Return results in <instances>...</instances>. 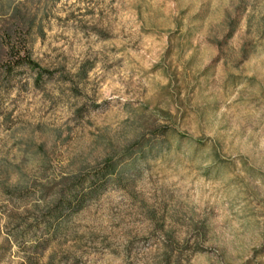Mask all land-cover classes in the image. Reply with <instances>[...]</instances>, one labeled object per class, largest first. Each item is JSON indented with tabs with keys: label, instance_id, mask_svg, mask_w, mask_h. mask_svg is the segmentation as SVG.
Returning a JSON list of instances; mask_svg holds the SVG:
<instances>
[{
	"label": "rangeland",
	"instance_id": "1",
	"mask_svg": "<svg viewBox=\"0 0 264 264\" xmlns=\"http://www.w3.org/2000/svg\"><path fill=\"white\" fill-rule=\"evenodd\" d=\"M0 58V264H264V0H0ZM156 131L169 147L45 227Z\"/></svg>",
	"mask_w": 264,
	"mask_h": 264
},
{
	"label": "trees",
	"instance_id": "2",
	"mask_svg": "<svg viewBox=\"0 0 264 264\" xmlns=\"http://www.w3.org/2000/svg\"><path fill=\"white\" fill-rule=\"evenodd\" d=\"M17 10L12 12L11 20L14 24L6 25L2 28V36L5 41H10L13 35H18L21 40V46L16 50V66L26 67L36 72L35 81L38 82L43 73H48L32 59L30 50L27 48L26 38L29 37L32 29L35 27V18H26V16L17 15ZM231 33L227 39L231 37ZM14 47L7 45L8 51H13ZM1 59V58H0ZM5 59V58H4ZM4 67L3 74L10 75L12 72L5 66L6 60H0ZM171 133L153 132L151 140L139 142L136 146L126 150L121 156L105 163L99 169L81 177H76L59 191V196L53 206L45 214V227L50 228L52 220L60 218L63 212L77 213L80 211L86 201L96 198L110 184L119 183L123 178L121 169L124 162L133 163L137 158L144 159L145 153L152 151H161L164 146L169 147V138ZM180 147V144L179 146ZM158 153V152H157Z\"/></svg>",
	"mask_w": 264,
	"mask_h": 264
}]
</instances>
